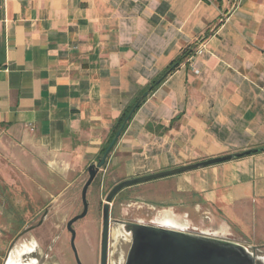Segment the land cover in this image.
<instances>
[{
	"label": "crops",
	"instance_id": "0c3cea01",
	"mask_svg": "<svg viewBox=\"0 0 264 264\" xmlns=\"http://www.w3.org/2000/svg\"><path fill=\"white\" fill-rule=\"evenodd\" d=\"M263 24L264 0H0V173L74 212L87 166L143 99L99 172L107 184L262 148L170 176L165 190L122 192L195 211L264 200ZM196 41L200 51L151 89Z\"/></svg>",
	"mask_w": 264,
	"mask_h": 264
},
{
	"label": "flooded vegetation",
	"instance_id": "af4514ba",
	"mask_svg": "<svg viewBox=\"0 0 264 264\" xmlns=\"http://www.w3.org/2000/svg\"><path fill=\"white\" fill-rule=\"evenodd\" d=\"M122 191L114 198L117 199L118 216H110L106 264H124L131 243L129 235L124 231L126 224L159 226L174 223L180 227L186 225L181 219L171 220L169 216L171 212L175 216H181L186 210L187 203L183 198L143 199L130 197L129 194L121 196L119 194ZM5 200V195L0 193V264H101V227L98 238L93 240L90 219L84 220L88 210L83 217L68 223L72 217L82 213V202L76 212L68 214L65 209L54 206L53 199L48 197L38 196L32 199L34 205L30 202L32 205L20 207L10 206ZM190 205L195 208L194 203ZM170 206L173 209L169 213L162 214L159 211ZM112 209L111 204L110 215ZM200 211L198 208L197 213ZM111 224L118 227L121 237L124 234L128 238L127 249H123L120 244L113 247ZM185 228H188L190 234H196L199 227L195 224ZM246 246L254 249L255 255L264 260L260 254L261 246Z\"/></svg>",
	"mask_w": 264,
	"mask_h": 264
},
{
	"label": "water",
	"instance_id": "95a60500",
	"mask_svg": "<svg viewBox=\"0 0 264 264\" xmlns=\"http://www.w3.org/2000/svg\"><path fill=\"white\" fill-rule=\"evenodd\" d=\"M234 7L235 4H233L231 10ZM146 95L147 92L143 94V97ZM124 126L125 123L117 129L97 162L87 166V179L81 188L83 210L81 214L72 217L68 222L69 224L86 214L89 205L87 190L99 172L102 171L107 155ZM260 151H262V148H250L115 183L106 194L101 207V264H106V250L111 221L110 207L120 191L133 185L238 159ZM172 209L170 206L159 211L163 214L165 212L169 213ZM169 216L171 220L181 219L186 224L185 227L196 224V227H199L198 233L190 234L188 228L177 226L174 223L160 224L159 226L126 224L124 231L129 235L131 243L124 264H264V260L255 255L254 249L228 238V225L225 220L216 221L213 215H209L206 226L202 218L194 221L190 218L188 212H183L181 216H175L171 212ZM216 224H218L217 228L214 229Z\"/></svg>",
	"mask_w": 264,
	"mask_h": 264
},
{
	"label": "rangeland",
	"instance_id": "374dc122",
	"mask_svg": "<svg viewBox=\"0 0 264 264\" xmlns=\"http://www.w3.org/2000/svg\"><path fill=\"white\" fill-rule=\"evenodd\" d=\"M260 33L264 41V24L262 25ZM168 177L147 181L133 186H141L139 188H142L144 186L150 188L158 187L165 190L166 186H161V183L159 182H163V180ZM104 180V176L98 174L87 190V201L89 205L88 214L84 220L88 221L90 219L89 221L91 229V238L93 240H96L99 236V230L101 227V206L103 201L105 200L106 194L111 188L110 184H107ZM7 182L8 178L4 177V175L0 173V193L1 195H5V198L10 206L20 207L28 206L29 204L32 205V203L30 202H33L34 205V200L30 199L25 193L19 192L18 188L15 187L13 184L9 185V183ZM129 190L132 189H126L125 192H121L119 195L122 196L123 194H129L130 197H139L142 195L144 197H147L148 199L152 198L147 190L142 191L141 195L132 193V191L130 192ZM189 200L190 198H187V201ZM116 202L117 199L112 202L113 209L110 215L111 218L118 216ZM80 207L81 203L77 197L75 199L74 212H76ZM186 207L188 209L187 211L189 212V216L192 220L196 221L198 220V218H202L206 226L208 223L207 218L209 215H213L216 221H220V219L225 220L228 225V238L235 241H239L249 246H261L260 254L264 257V200H257L251 203H247L243 206H236L228 211H221L216 208H209L205 205H202L199 208V210L201 211L197 213V211H195L194 208L190 206V204H186ZM74 212L67 213L72 214ZM217 225L218 224L214 225V229L217 228ZM111 237L114 238L113 240H111L113 247H115L116 244H120L123 249H127L128 238L124 234L121 237V234H119L118 231V227L115 224H111Z\"/></svg>",
	"mask_w": 264,
	"mask_h": 264
},
{
	"label": "trees",
	"instance_id": "16d2710c",
	"mask_svg": "<svg viewBox=\"0 0 264 264\" xmlns=\"http://www.w3.org/2000/svg\"><path fill=\"white\" fill-rule=\"evenodd\" d=\"M221 23V21L218 22V25ZM210 33L209 32H205L204 34H202L198 40L200 39H205L208 37ZM198 42L200 41H196L193 44H190L188 46H186L185 48H183L180 52V54L167 66V68L162 72V74L158 77V79H156L152 84H151V89H153L154 87H156L163 79H165L170 73H172L176 68H178L182 63H184L185 61H187L192 54L194 53ZM143 99L136 101L134 104L130 105L129 107H127L121 114V116L119 117V119L116 122V125L112 131L110 140L108 141V143L111 141V139L113 138L115 132L117 131V129L121 126V124L123 123H127L133 113L136 111V109L139 107V105L141 104ZM104 151V150H103Z\"/></svg>",
	"mask_w": 264,
	"mask_h": 264
},
{
	"label": "built area",
	"instance_id": "2783aa9c",
	"mask_svg": "<svg viewBox=\"0 0 264 264\" xmlns=\"http://www.w3.org/2000/svg\"><path fill=\"white\" fill-rule=\"evenodd\" d=\"M201 46H202V43L200 42V43H198V45H197V47H196V53H198L199 51H200V49H201ZM195 72H197V71H195Z\"/></svg>",
	"mask_w": 264,
	"mask_h": 264
}]
</instances>
